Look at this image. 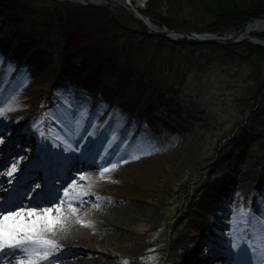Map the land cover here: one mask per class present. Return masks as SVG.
<instances>
[{
  "label": "rangeland",
  "instance_id": "rangeland-1",
  "mask_svg": "<svg viewBox=\"0 0 264 264\" xmlns=\"http://www.w3.org/2000/svg\"><path fill=\"white\" fill-rule=\"evenodd\" d=\"M17 1L0 0V78H9L4 87L30 85L33 91L42 90V95L40 113L31 125L0 117V140L4 141L0 144V211L17 205L37 212L57 207L67 185L76 178L68 172L60 175L61 167L56 165L63 167L66 160L50 146L47 118L56 121L61 104L80 114L100 108L121 111L113 106L116 96H129L138 111L137 117L129 118L131 123L147 121L144 136L149 138L144 139L140 154L159 162L144 197L151 201L161 196L160 218L154 226L132 223L130 232L102 229L99 236L108 242L125 248L139 243L143 249L141 255L115 263L255 264L251 241L259 243L264 238V108L256 110L253 123L246 125L254 105L248 56L243 60L235 54L231 55L235 61H227L228 54L205 51L187 61L181 50L172 53L152 44L143 46L146 33L119 9L63 0ZM43 1L58 5L56 17L42 18L43 11L55 8ZM165 3L160 12L170 20ZM146 4L147 0L132 2L154 27L172 31L143 14ZM123 28L137 35L127 38ZM262 33L264 28L249 36L262 38ZM122 44H132V61L123 58ZM121 66L129 70L127 74L118 71ZM139 66L145 72L137 71ZM39 67L44 68L43 76L37 72ZM153 82L165 83V91L168 84L175 87L157 97L150 86ZM146 112L151 119L143 117ZM73 122L82 125L85 120L82 116ZM97 122L107 125L103 118ZM21 131L39 142L38 147L26 145L18 134ZM128 133L123 127L110 135L123 138ZM80 147L79 143L78 152ZM17 161L15 179L9 184L6 172ZM29 171L32 181L25 178ZM36 184L40 188L33 190ZM111 207L126 213L131 210L128 202ZM111 207L102 205L94 212L101 221L114 222L112 212L107 211ZM224 223L228 225L219 229ZM233 243L239 248H232ZM67 246L66 257L54 264H102L84 257L89 251L86 243ZM12 257L5 250L0 264H14L20 256Z\"/></svg>",
  "mask_w": 264,
  "mask_h": 264
},
{
  "label": "bare ground",
  "instance_id": "bare-ground-1",
  "mask_svg": "<svg viewBox=\"0 0 264 264\" xmlns=\"http://www.w3.org/2000/svg\"><path fill=\"white\" fill-rule=\"evenodd\" d=\"M112 1L121 2V0ZM133 1L130 0L131 5ZM142 20L150 28L156 29L149 20L145 18ZM262 28H264V20H257L247 27L246 34L260 31ZM37 69V72L40 71L43 76L44 68ZM7 82H9L8 76L0 78V109H4L2 116H9L20 125H31L32 119L34 121L40 113L42 90L33 91L30 85L22 89L19 83L4 87ZM132 103L131 97L117 95L113 106L123 111L100 108L96 112L86 114L76 113L65 107L63 103L58 107L60 111L56 121L47 118V124L50 125L49 135L52 139L51 149L53 151L55 149V152L66 160L64 167L58 165L62 169L60 175L64 176L68 172L73 173L76 178L66 187L69 195L67 197L64 195L60 199L59 206L52 208L51 215L59 219L60 223L54 229L43 233V238L51 240L57 248L48 252L47 260L40 259L39 264H54L64 259L67 254V245H78V241L86 243L89 248L85 258H95L102 264H116L115 262L119 260H128L131 255L142 254L143 249L139 243V246L136 244L131 248H125L99 236L104 228L116 230L119 233L130 232L129 226L132 223L154 226L160 218L157 205L161 196L156 195L151 201L144 197V192L148 189L159 162L140 154V149L145 148L144 139L149 138L144 136L146 133L144 123L147 121L139 119L131 123L129 118L138 116L137 109L131 106ZM8 108L12 111H8ZM82 116L85 120L84 124L78 125L73 122ZM143 117L151 119L150 112ZM99 118L106 120L107 125L98 126ZM86 121H89V124H86ZM123 127L129 132L123 138L122 135L114 137L110 135L112 130L120 131ZM102 128L103 131L99 134ZM18 134L30 148L38 147L39 142L34 141L30 135L22 131ZM56 142L59 145L57 144V148H54ZM79 143L80 152L77 151ZM68 145L71 147H67ZM113 164L116 165L114 169H112ZM104 168L111 170L103 172ZM32 174L29 171L25 174V178L34 180ZM125 202H128L131 209L128 213L116 211L114 207H111L114 203ZM102 205L111 207L107 211L112 212L111 220L114 222L101 221L98 214L94 212V208L98 209ZM116 217L119 220L115 222ZM227 225L228 223H224L218 228L221 229ZM200 230L197 229L199 232ZM135 239L140 240L139 236ZM251 243L255 250L253 253L255 264H264V238L259 243L252 241ZM7 251L10 256H20L14 264L23 258L22 253ZM66 264H74V262Z\"/></svg>",
  "mask_w": 264,
  "mask_h": 264
},
{
  "label": "trees",
  "instance_id": "trees-1",
  "mask_svg": "<svg viewBox=\"0 0 264 264\" xmlns=\"http://www.w3.org/2000/svg\"><path fill=\"white\" fill-rule=\"evenodd\" d=\"M16 1L17 0H10V3L12 2L13 4ZM26 1L33 3L38 0ZM43 2L49 6H58L57 4H54V2ZM163 3L164 0H148L143 14L150 17L153 22L164 25L171 30H181L192 33L207 32L210 34L224 35L225 33L240 30L247 22L264 15V2L262 0H167V4L165 3L167 8L166 17L170 20V17L177 19L176 21L171 22L168 19L162 18L160 10L163 7ZM45 11L47 13H45ZM45 11L41 14L42 18L47 20L53 19L51 14H54L56 17L58 8H49ZM57 20L62 21V18L57 16ZM199 24H203V26H200ZM122 31L125 32L124 34L127 38L129 37L132 39V37L137 35L135 31L128 28H123ZM260 36L264 38V33L260 34ZM145 37L147 38L144 40L142 39L143 41H141L143 46H146V44H152L153 46L156 45L158 48H168L172 53L181 50L185 53L187 61L194 58L193 56H195L196 53H201L200 55H203L205 51H215L218 54H228L226 55L227 61H235L231 59V55L235 54L243 57V60H246L245 57L248 56L247 61H249L250 69L252 71L249 78L254 83L253 94L251 93V96H253L251 101L254 105L252 108V114H250L249 121H247L246 125L253 123L252 118H255L256 110H262L264 108V48L259 46L256 47V45L250 43H241L233 46L213 44L197 45L174 43L148 35ZM119 39L120 38H117L116 42ZM131 46L132 44H130V46H128V44H122V56L124 59L130 61L133 59L132 50L129 49ZM138 68L137 71L145 72L143 71L144 68L142 70H140V66ZM118 71L121 74H127L126 71L129 70L121 66L118 68ZM144 76H141V78ZM150 86L155 89L157 97H161L163 93H168L173 87H175L168 84L169 90L165 91L167 86L163 82H159L158 84L153 82ZM159 88H161V91L158 90Z\"/></svg>",
  "mask_w": 264,
  "mask_h": 264
},
{
  "label": "snow or ice",
  "instance_id": "snow-or-ice-1",
  "mask_svg": "<svg viewBox=\"0 0 264 264\" xmlns=\"http://www.w3.org/2000/svg\"><path fill=\"white\" fill-rule=\"evenodd\" d=\"M8 111H12V109L8 108ZM3 114L4 109H0V116ZM2 143L4 141L0 140V144ZM67 147L70 148L71 146L68 145ZM17 163L19 161L13 163L6 172V176L10 178L7 181L9 184L15 179ZM115 167L116 165L113 164L112 169ZM110 170L104 168L103 172ZM39 188L40 185L36 184L33 190ZM64 195L66 197L69 195L67 190H65ZM52 211V208H45L42 213H38L35 208L25 211L23 205L0 211V254H3L5 250L22 253L23 258L17 264H39L40 259L47 260L48 252L55 250L57 245L51 240L43 238V233L54 229L60 223L59 219L51 215ZM56 211H59V209H56ZM243 215L244 213L241 212V216ZM237 247L235 243L232 244V248ZM249 247H252V245H249ZM12 259H15V255ZM9 264H11L10 261Z\"/></svg>",
  "mask_w": 264,
  "mask_h": 264
},
{
  "label": "water",
  "instance_id": "water-1",
  "mask_svg": "<svg viewBox=\"0 0 264 264\" xmlns=\"http://www.w3.org/2000/svg\"><path fill=\"white\" fill-rule=\"evenodd\" d=\"M63 1H67L70 3H77L85 7L87 6L92 8L119 9L126 16L136 21V23H138V25L147 35L169 40L174 43H186V44H197V45L213 44V45H224V46H232L240 43H250L264 48L263 38L246 35L247 27L251 23L257 20H251L250 22L245 24L242 29L229 36L221 37V36L208 35V34L200 35L185 31H179V30L170 31L166 28H161V29L150 28L142 20V18H146V17H143L140 14L138 15V12L131 5L130 0H121L120 3H116L112 0H63ZM258 20H264V17H261Z\"/></svg>",
  "mask_w": 264,
  "mask_h": 264
}]
</instances>
